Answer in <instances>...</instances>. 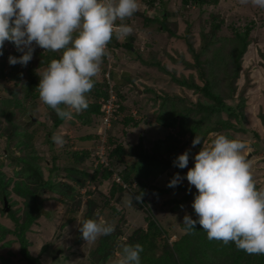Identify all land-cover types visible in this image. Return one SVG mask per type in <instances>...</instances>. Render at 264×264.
I'll use <instances>...</instances> for the list:
<instances>
[{
	"label": "rangeland",
	"instance_id": "374dc122",
	"mask_svg": "<svg viewBox=\"0 0 264 264\" xmlns=\"http://www.w3.org/2000/svg\"><path fill=\"white\" fill-rule=\"evenodd\" d=\"M156 6L159 8L160 17L165 14L163 10L168 12L166 18L170 21L169 23L173 22L174 25L171 26V29L177 37H169L168 33H159L156 25L151 28L152 37H148L145 33H139L140 26L143 25L142 20L136 21L135 25L131 23V18L121 21L130 26L134 25V27L131 26L133 33L125 39L133 37L135 40L133 52L132 50L127 51L122 45L123 52L111 51L112 55H110L109 60L113 70H115V72L112 70L111 75L115 74L114 77L117 82H120L118 75L130 73L127 72L128 66L123 64V54L130 57L128 61L133 60L139 67L144 66L141 61L142 58L152 60V57H155L165 71L148 68L151 71L148 74V70L145 69L143 79H137V84L134 87L124 86L125 88L122 90L125 91L127 98H123L122 101L128 111L137 112L133 119L139 121L140 125L138 127L129 126L125 129L124 136L120 128L115 129L114 133L109 131L110 139L112 138L117 145L122 144L127 149L126 151L132 147L139 148L141 146H143V150L148 151L153 143L167 139L169 135H172L181 141H186V144L189 145L188 148L195 151V157L199 151L192 147L189 136L181 137L178 125L170 128L156 122V117L159 114L157 109L163 102L169 105L175 103L180 113L189 112L192 109L190 115L188 113L189 118L191 116L190 119L188 118L189 120L187 119L188 123L199 124L197 121L209 114L208 112L202 113V109L198 111L199 108H196V104L200 101L202 104L214 108L216 105L201 95L197 89L182 88L175 85L174 76L189 81L193 75L199 85H202L203 81L199 80L196 71L175 63L171 57L178 60L180 55H185L187 61H192L185 42L188 29H190L195 48H199L202 44L201 30L211 34L210 29L213 21H216L217 24L223 22L221 30L215 36L224 43L227 37L233 36L231 27L241 29L243 32L246 27L252 26L251 35L254 39L250 43L248 54L243 59L244 71L242 69L241 77L236 81L237 97L235 96L234 101L226 99L228 107L234 109L233 112L229 113L228 110L224 109L220 113L218 112L220 109L217 107L218 111L211 118L203 120L205 126L201 127L202 130H198V133L203 134L204 143H210L209 140L214 138L212 133H222L229 139H240L249 144L251 151L245 153L246 159L251 162L257 187H264V123L261 117L264 115V9L252 5L251 0L247 4H242L241 0H219L216 6H204L203 8L196 6L192 1L185 4V0H158ZM147 14L153 18L156 17L146 12ZM6 44L11 43L7 41ZM34 47L33 59L30 61L34 65V72L32 77H26L25 81L39 77L47 68L48 61L58 59L62 55V52L45 51L35 45ZM217 49L216 46L215 49L211 48L206 57L210 59L216 55ZM226 50L221 52L220 57L224 59L221 64H229L231 72L234 69L230 63L235 61V53H231L233 59L231 60L229 59V51L227 53ZM6 61L9 62L8 59ZM30 62L26 67L21 65L22 68H30ZM107 66V61L106 64L100 65V72L94 77L95 82L99 83L104 79ZM4 70L5 73L10 72L7 67ZM224 74L226 75V72ZM224 74H219V77L224 79ZM23 84L18 82L16 89L18 91L25 89ZM5 85L6 87H0V109L3 107L2 103L11 98L9 92L16 86L9 81ZM171 88L175 89V93L167 95ZM16 89L14 91L18 94V99L22 100L21 91L18 93ZM147 89H152L155 93H147ZM89 93L87 94L88 104L94 101L92 97L88 96ZM12 107L5 114V117L12 118L13 122L10 125L17 126L18 137L24 135L21 134L23 130L33 135L31 143H33L34 150H29L15 138H12V128L9 132L12 138L8 143L10 145L9 151L6 150V137L0 136V185L5 187L3 196L7 195L5 200L3 197L0 198V264H38L30 263L25 259L21 250V237L18 234L8 232L16 231L15 220H13L11 213L19 219L20 224L24 223L28 214L27 209L32 212L35 204L32 197L26 199L19 194V191H24V188L35 191L34 185L39 183L37 176H43L45 180L48 179L52 168L55 166L59 167V170L54 173L56 176L54 175L53 178L55 181L53 188H48L45 192L42 191V195L39 196L38 203L41 205L39 217L31 224L25 235L28 240L26 247L29 254L38 259L40 264H109L110 258L115 259L114 254L119 250L121 243H129L130 236L134 232L140 229H148V219L158 222L161 236L156 237L151 245L149 243L152 241L151 237H148V242L143 245L145 247L140 254L141 264H173L172 262L176 258H178V264L181 263L175 244H186L183 238L192 231H184L183 218L185 214H188L193 219H197L191 205L198 192L186 178L174 188L168 187L171 178L167 172L157 178L153 175L142 178L146 192L148 191L143 198V205L140 206L135 201L134 195L120 194L118 198L121 197L122 201L117 202L115 200L118 195L117 191L114 198H111V181L110 183H103L100 178L101 174H97L96 179L92 177L93 169L96 167L93 150L96 148L95 144H97V138L101 133V124L98 119L91 125H85L73 116L70 120L76 124L66 121L54 132L51 130L48 132L47 129L51 125V120L47 115L48 109L43 103L38 101H35V104L26 103L23 105V110L15 109V106ZM141 109L144 110L142 112L145 115L139 113ZM11 112H14V116H11ZM30 117L34 120L32 123L29 122ZM221 121L223 125L219 127ZM5 122V118L0 116V124L9 126ZM208 126L214 130L206 128ZM53 134L62 136L64 143H54ZM87 136L96 138L93 141L83 140ZM67 145L72 151H93L89 158L79 164L80 169L74 172L71 171L75 165L74 161L71 157L69 160V154L65 153L66 149L63 147ZM57 154L60 155L59 161L54 162L53 157ZM128 161L134 162L132 159H128ZM193 161L195 163L194 158ZM194 163L192 162L190 168L194 167ZM116 166V169L121 171L125 167L119 163ZM65 167L71 169L67 171ZM86 175H91V178L86 177ZM17 185L21 188H16ZM189 188H191L190 192ZM160 189H170V191L164 194L159 192ZM181 205L184 206L183 209ZM7 208L8 210H6ZM90 211L95 213L92 212L89 216L88 212ZM102 211L103 214L96 215ZM100 217L114 225L115 231L108 237L101 236L94 243L87 244L82 238V233L78 230L77 219H99ZM198 227L200 226L197 224L195 228ZM118 231L121 232L122 237H117ZM201 235L205 237L206 232ZM192 236L190 241L192 245L199 244V237H195L194 234ZM173 237L175 238L173 239ZM198 253L200 255L197 254L195 257L196 264H224L221 261L206 263L207 258L200 252Z\"/></svg>",
	"mask_w": 264,
	"mask_h": 264
},
{
	"label": "clouds",
	"instance_id": "9594fccd",
	"mask_svg": "<svg viewBox=\"0 0 264 264\" xmlns=\"http://www.w3.org/2000/svg\"><path fill=\"white\" fill-rule=\"evenodd\" d=\"M157 1L152 4L144 2L151 6L146 7L147 11L156 16L149 19L155 21L168 13L163 10L165 14L160 17ZM248 2L241 0L242 4ZM251 3L264 9V0H251ZM138 9V0H0V49L5 41L15 45L6 44L15 54L9 56V62L5 61V67L9 69V64H20V70L22 66L26 67L33 59L34 45L45 51L62 52L60 58L52 59L39 75L36 91L41 103L55 111L61 120H70L73 113L88 108L87 94L94 88V77L100 72L107 45L113 36L122 45L121 38L133 33V28L121 21L131 18ZM111 79L115 84L112 75ZM124 108L127 110L126 105ZM99 121L101 124V116ZM211 135L214 138L210 143H204L196 135L192 147L203 146L194 157V167L188 170L186 177L176 173L168 184L174 188L186 178L198 192L191 205L197 219L185 214L184 231H191L199 224L209 241L224 245L234 243L238 250L249 255H264V187H257L251 162L245 156L251 147L222 133ZM52 140L57 144L64 143L63 137L57 134H53ZM109 143V159L116 166L111 152L117 144L113 139L110 142V137ZM189 156L190 151H185L173 161V166L187 168ZM125 170L126 167L120 170V176L128 189L113 181V173L105 182L111 181V188L116 186L123 189V194L131 196L136 193L138 185L136 182L128 184L123 179ZM135 199L141 200L142 196ZM77 222L87 244L115 231L114 225L102 217L77 219ZM142 252L143 246L139 243H121L114 254L115 259L110 258L109 264H141Z\"/></svg>",
	"mask_w": 264,
	"mask_h": 264
},
{
	"label": "trees",
	"instance_id": "16d2710c",
	"mask_svg": "<svg viewBox=\"0 0 264 264\" xmlns=\"http://www.w3.org/2000/svg\"><path fill=\"white\" fill-rule=\"evenodd\" d=\"M190 1L194 2L196 6H199L201 8H203L204 6L214 7L219 2V0H185V4H187ZM144 2H147V1H144ZM147 3L152 4L154 3V0H150ZM146 21H151L152 23H156L157 29H158L157 31L159 33H168L169 37H177V35L175 36L174 32H172L173 29H171V26L174 25L173 22L169 23L170 21H168V18H166L165 16L161 20L155 21L151 19H146ZM222 24L221 23L217 24L216 21H213L212 28L210 29L211 34L209 32L205 33V31L201 30L200 36H201L202 44H201V47L199 48H195L194 42L191 38L190 29H188L185 35V42L188 46V52L190 53L192 57V61H187V59L185 58V55H180V59L178 60L173 59L171 57V59L175 63H178L179 65L181 64L185 68L196 71L198 75L197 77H199V80L203 81V84L199 85L194 79L193 75H191L189 81H186L183 78L178 79L177 77L174 76L173 80L175 82V85H178L182 88L187 87V88L197 89V91L201 93V95L213 101L216 105V108H214L213 106H207L205 104H202L199 101L196 104V108H199L198 111L202 109V113L208 112L209 114L207 116H204L202 120L200 119L199 121H197L199 124H194L195 122L188 123V120L191 118V116L189 118V115H190V111L191 112L193 111L192 109H190L189 112L186 111L184 113L183 112L180 113L175 103L169 105V104H166L165 102H163L160 108L157 109L159 111V114L156 117V122L164 125L165 127H170V128L178 125L179 133L181 137L189 136L191 139L190 140L191 143L196 137V135L200 136L203 142L205 141L203 140V134H199L198 130H202L200 128L205 126L203 125L204 124L203 120H206V119L208 120L209 118H211V116H213L218 111L217 107H219L220 111L218 112L220 113L221 111H224V109L228 110L229 113L233 112L234 109L231 107H228L226 103V99H229L230 101L235 100V96L238 92L236 81L238 80V78L241 77L242 69L244 71L243 59L245 58L244 56L248 54L250 43L252 39H254L253 36L251 35L252 26L246 27V29L243 32L241 31V29L231 27L233 36L227 37L225 40V43L224 41L220 42V40L217 39L215 35L221 30ZM129 38L130 39H125L126 41L123 42L122 44V47H124L127 51H131L134 47L133 42L135 39L133 37L132 38L129 37ZM6 43L7 41H5L3 48L0 49V51L3 52V55L0 56L1 57L0 59V87H4V86L6 87L5 84L8 81L12 82L16 86L14 87L12 91L9 92L11 95V98L8 100H5L2 103V106H3L2 109H0V116L4 117L6 120L5 123L9 124V126L0 124V130H1L0 136L6 137V140H7L6 150L7 151L10 150V145L8 143H9V140H11L12 138H15L21 145L33 151L34 150L33 143H31L33 139V135L28 133L26 130H23L21 134H24V135H20V137H18L17 126L15 125L16 128L14 125L11 126L10 124L13 122V120H11L12 118L11 119L6 118L5 114H7L10 111V109L13 108L12 106H15V109L23 110V105H25L26 103L35 104V101L41 102L39 99V94L36 91L39 81H40V76L34 77V79L31 78L30 80L25 81L26 77L28 76L32 77L33 72H34V67H33L34 65L31 62H30L31 67L30 68L27 67L28 68L27 71H26L27 68L20 70V64H16V65L9 64L10 72L5 73V70H4L5 61L9 58V56L15 54L12 50H10L9 47L7 48ZM12 46H15L14 43H12ZM109 46L112 52H114V50L116 52L122 49L121 44L117 42V38L115 36H113L112 40L109 43ZM215 46L216 48H218L215 51L216 55H213V57L208 59L206 55L209 54L208 52L211 48L215 49ZM225 50L227 53L229 51V59L231 60H233L231 53H235V61L230 63V65L234 69L231 72H230L229 64H226V63L221 64L224 59H222L220 55H221V52ZM105 59L107 61V54L102 58L101 64L103 63L106 64ZM141 61L144 66L141 65L139 70L145 71L146 69L148 70L147 71L148 74H150L151 71H149V69L151 68H155L158 70H164V67L161 65L159 61L156 60L155 57H152V60H146L142 58ZM48 64H49V61L47 62V65ZM113 71L115 72V70ZM224 72H226V75L224 74ZM219 74H224L225 76L223 77L224 79H221V77H219ZM136 75L132 76L130 73L129 74L125 73L124 75L121 76L120 82H117V80L115 79L114 77L115 74L112 75L113 79L115 80L116 90L118 92V95L121 98H127V96L125 95V91L122 90L125 88L124 86L134 87V85L137 84V79L139 80L142 78L140 77L141 74L137 73ZM18 82L24 83L23 87L25 89H21L18 91L16 89ZM15 89L18 91V93L21 91L22 100L18 99V94L14 91ZM107 90H108V87H107V83L105 79L101 80V82L99 83L95 82L94 88L90 91L89 93L90 95H88L94 99L93 103H89L88 104L89 106L86 110L79 112V113H73V116L77 117L78 121H80L81 123L85 125H91L97 119L99 120L102 114L100 111L101 105H99V101L102 98H108ZM145 90H144V95H145ZM147 90H148L147 93L148 92L155 93L152 89L151 90L147 89ZM136 93L138 94V92ZM174 93H175V89L171 88L168 90L167 95H172ZM45 106H46V109H48L47 115L49 119L51 120V125L47 129L48 132L49 130L54 132L61 125L65 124L66 121L72 124H76L72 120H61L57 116L55 111H53L47 105ZM120 111L123 113H127V110L124 107H122ZM142 111L144 110L141 109L139 113L142 114L143 113ZM11 114H12L11 116H14V112L13 113L11 112ZM261 117H262V122L264 123V115H262ZM32 120L33 118L30 117L29 122L32 123ZM139 125H140V122L135 121L131 114L125 117H121L118 120L114 121L110 128V132H113L115 131V129L118 130V128H120L122 129L120 131L122 135L124 136L125 129H127L129 126L138 127ZM219 125H220L219 127L223 125L222 121L220 122ZM11 128H12V138L9 135ZM206 128H208L209 130H214L210 126ZM111 136H114V135H111ZM30 137L31 139H29ZM25 138L27 139V141ZM94 138L96 137L87 136V137H84L83 140L93 141ZM111 140L112 138L110 139V142ZM211 140L209 141L211 142ZM98 141H96V143H98ZM143 142H144V139H143ZM186 143H187L186 141H181L177 139L176 137L169 135L167 139L159 140L153 143L151 149L148 151L143 150V146L139 148L132 147L128 151H126L127 149L120 143L116 145L115 148L112 150L111 158L115 160V163L117 162L126 167V170L123 174V179L128 184H133L136 182V184L138 185V190L134 194V199L137 196H142L141 200L135 199V201L140 206L144 204L143 198L145 195H147V192H148V191L146 192V188L143 185L144 183H143L142 178H147L152 175L153 177L157 178L166 172L170 174L171 179L175 176L176 173H179L182 177H186L187 170H189V168L192 166V162L194 163L193 158L195 154L194 153L195 151L193 149H189L188 148L189 145ZM141 144L143 145V143ZM14 146H15V143H14ZM202 146H203L202 144L197 145L195 147L196 151H200ZM63 147L66 149L65 153L69 154L68 155L69 160L71 157L74 161L72 162L75 164L73 169L69 167H65V170L67 171H69L70 169L73 172L76 170H79L80 169L79 164L83 163V161H85V159L90 157L92 153V151H89V150L82 151V152L72 151L70 148H68L69 147L68 145L63 146ZM185 151H190L188 167L184 169L174 167L173 161L179 155H182ZM59 156L58 154L54 155L53 161L54 162L59 161ZM126 158L132 159L134 162L130 163L128 159ZM58 170H59V167H56V166L53 167L50 175L48 176L49 178L46 180L44 179L43 176H37L39 177V181H38L39 183L38 185L37 184L34 185L36 187L35 191L29 190L28 188H24V191H19V194L24 196L26 199L32 197V200L35 204V206H33L32 212L29 211L30 209H27L28 214H27V217L24 223L20 224L19 219L15 218L13 214L11 213L13 220H15L16 231L14 230V231H8V232L13 233V234H18V236L21 237L22 253L25 259L29 261L30 263L35 262V263L40 264L38 259L33 258L29 254L27 247H26V243H28V240L26 239L25 235L28 232L27 230L30 228L31 224L34 221H36L39 217V213L41 209V205H39L38 203L39 196H41L42 193L46 191V189L51 188V187L53 188V185L55 183V181H53V178L56 176V174L54 173L57 172ZM97 174L98 175L101 174L100 175L101 181L105 182L111 176L112 172L105 170L101 173L100 169H96V171H94L93 176H92L93 179H96ZM87 176L88 175H86V177ZM89 177L91 178V175H89L88 178ZM79 183L83 186L81 182ZM16 188L20 189L21 187L17 185ZM151 190H154V188H151ZM49 191H52V190H49ZM110 191H111V198H114V195L116 194V191H117L118 195L115 200L117 202L122 201V198L121 197L118 198V196L120 194H123L122 193L123 189L121 188L118 189L116 188V186H114L110 189ZM169 191L170 189H160L159 190L160 193H164V194L168 193ZM3 193L5 194V187H2L0 185V195H2L0 196V198L3 197L5 200L7 198V195L3 196ZM92 212L94 211L88 212V215L90 216ZM100 214H103V211L100 212L99 215ZM148 221H149L148 229L147 230L140 229L134 232V234L130 236L131 237L130 242L127 244L135 245L139 243L143 246L144 244L148 242V237H151L152 241L150 240L151 242H149L151 245V243L154 242L156 237L161 236V229L159 227L158 222L152 219H148ZM19 230L20 232L18 233ZM117 233L119 235V236L117 235V237H122L120 231H118ZM202 233H204V231L202 227L200 226L198 228L193 229L191 232H189L187 237L183 238L186 244L184 243L175 244L178 250L177 252H179L177 254H178L179 260L181 261L180 264H196L195 257L197 256V254L200 255L198 252H200L207 258L206 263L221 261L224 264H264V255H249L242 250H238L234 243L224 245L222 242H219V241H215V240L209 241L207 239V234L204 237L201 235ZM193 234L195 235V237H199L200 242L197 245H194V244L192 245V243L190 242L191 239L193 238L192 236ZM131 241H134V242L132 243ZM172 263L178 264V258L174 259Z\"/></svg>",
	"mask_w": 264,
	"mask_h": 264
},
{
	"label": "built area",
	"instance_id": "2783aa9c",
	"mask_svg": "<svg viewBox=\"0 0 264 264\" xmlns=\"http://www.w3.org/2000/svg\"><path fill=\"white\" fill-rule=\"evenodd\" d=\"M117 23V22H116ZM107 53V71L104 75V79L106 80L107 87H108V98H102L99 101V104L101 105V133H100V140L98 141V145L96 146L94 150L95 160H96V169L108 170L113 173V181H115L117 184L122 186L125 189H128V186L125 184V182L122 180L120 176V170L116 169V166L112 164V162L109 159V151L111 149L110 143H109V131L114 121L118 120L121 117H125L127 115H131L132 117H136L137 112L136 111H127V113L121 112V108L125 106V103L122 101V99L119 97L116 86L111 79V69L112 64L109 60V57L111 55V48L109 44L106 48ZM22 55V53H21ZM127 114V115H126ZM92 155V156H93Z\"/></svg>",
	"mask_w": 264,
	"mask_h": 264
},
{
	"label": "crops",
	"instance_id": "0c3cea01",
	"mask_svg": "<svg viewBox=\"0 0 264 264\" xmlns=\"http://www.w3.org/2000/svg\"><path fill=\"white\" fill-rule=\"evenodd\" d=\"M138 3H139V9H138V11L131 17V23H133L134 25H135V23H136V21L138 22V21H140V20H142L143 21V25H141L140 26V30H139V33L141 32V33H145L148 37H152V26H154V25H156L157 26V24H154V23H152L151 21H146V19H149V18H151V15H149V14H147L146 15V12L147 13H151L152 14V12H148L147 11V9H146V7L148 6V5H146L144 2H142L141 0H138ZM148 7H150L151 8V6H148ZM148 17V18H147ZM144 21H146V22H144ZM122 23V22H121ZM131 25V26H133L134 27V25ZM137 29V28H136ZM139 29V28H138ZM121 41L122 42H125L126 40H125V37H122L121 38ZM120 51L121 52H123L124 51V49L122 48V49H120ZM132 52H133V49H132ZM123 60H124V62H123V64H125L126 66H128V70H127V72H130V74L131 75H134V74H141V76L140 77H144V73H145V71L144 70H139V66L132 60V61H128L129 59H130V57L129 56H127L126 54L124 55L123 54ZM128 59H127V58ZM135 64V65H134ZM133 65H134V67H133ZM121 76L122 75H118V77H119V79L121 78ZM141 79H143V78H141ZM139 92H141L140 90H138Z\"/></svg>",
	"mask_w": 264,
	"mask_h": 264
},
{
	"label": "water",
	"instance_id": "95a60500",
	"mask_svg": "<svg viewBox=\"0 0 264 264\" xmlns=\"http://www.w3.org/2000/svg\"><path fill=\"white\" fill-rule=\"evenodd\" d=\"M6 210H8V208Z\"/></svg>",
	"mask_w": 264,
	"mask_h": 264
}]
</instances>
